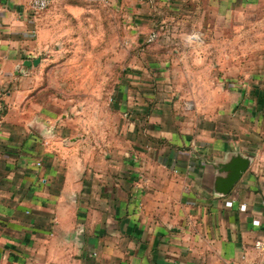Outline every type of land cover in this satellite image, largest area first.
Wrapping results in <instances>:
<instances>
[{
    "label": "crops",
    "instance_id": "obj_1",
    "mask_svg": "<svg viewBox=\"0 0 264 264\" xmlns=\"http://www.w3.org/2000/svg\"><path fill=\"white\" fill-rule=\"evenodd\" d=\"M106 1L114 10L128 4L129 18L159 15L166 33L185 41L161 46L160 56L141 47L143 56L130 60L111 102L112 139L97 152L83 134L61 136L55 96L41 102L40 68L42 52L81 48L104 28ZM144 27L133 35L147 34ZM189 34L209 35L205 59L206 40ZM39 57L38 66L23 67ZM212 63L240 88L208 87V105L150 106L153 82L170 81L171 67L179 65L185 82ZM79 116L66 122L70 131L90 128ZM236 156L250 164L222 195V166ZM257 240L264 0H54L35 15L29 0H0V264H264Z\"/></svg>",
    "mask_w": 264,
    "mask_h": 264
},
{
    "label": "rangeland",
    "instance_id": "obj_2",
    "mask_svg": "<svg viewBox=\"0 0 264 264\" xmlns=\"http://www.w3.org/2000/svg\"><path fill=\"white\" fill-rule=\"evenodd\" d=\"M156 5V3H154ZM125 5V6H123ZM121 7V8H120ZM118 10L105 3L104 28L99 32L91 35H86L87 40L81 48L68 49V50H50L42 52L46 64L40 68L41 74V89L42 92L41 102L47 100L49 95L55 96L54 100L58 104L59 111L62 110L64 118L59 117L58 124L64 122V126L59 127V131L62 128V137L71 135H85L90 140V145L98 152L99 145L102 147L103 143H107L112 139V124L117 121L115 113L113 112L112 101L115 99L114 91L122 84L123 87V72L129 65L130 60L133 57L140 59L144 52H140L141 47L147 48V51L152 53H158L160 56L165 48L161 46L174 45L176 43L185 41L182 36L166 33V24L163 23V19L160 16L153 18L150 16L138 20L125 16L124 12L127 10L128 4H122ZM151 8V7H150ZM139 21L141 25L138 24ZM144 27V32L147 34L133 35L131 28ZM130 29V31H129ZM153 35V40L149 41ZM208 34L204 36L189 34L188 39L201 43L206 40V46L201 48L200 53L205 59L210 52L206 47L208 43ZM139 37H145L143 42L139 43ZM224 40V35L221 38H217V41ZM156 47V48H153ZM218 58L221 51L218 50ZM45 53V54H44ZM175 53V51H171ZM135 54V55H134ZM173 68V74H171L170 81L158 84V95H156V86H152L154 89L153 98L150 106L155 105H181L192 106L197 102L200 104H209L211 87L216 90L220 86H224L227 89L240 88V82H225L221 78L225 74V70L222 65L208 66V71H202L203 74L198 73L197 70H193L198 76H191L189 80L181 79L180 68ZM241 68V67H240ZM205 69V68H202ZM239 69L238 66L233 67V73ZM38 72L35 70V73ZM209 73L214 75V78L208 82ZM241 73V69L239 70ZM203 78L204 81H201ZM120 80V81H119ZM122 81V82H121ZM209 85V86H208ZM206 91V92H205ZM187 94L183 97V94ZM162 94V95H160ZM192 94L201 95L197 98H193ZM235 94V101L237 99ZM222 96H217L216 101L222 100ZM81 113V114H80ZM79 115L88 121L90 128L87 130H71L66 122L68 120H79ZM61 120V121H60ZM72 138H65V141H69ZM102 139V143L100 140ZM105 139V142H104ZM106 148V147H105Z\"/></svg>",
    "mask_w": 264,
    "mask_h": 264
},
{
    "label": "water",
    "instance_id": "obj_3",
    "mask_svg": "<svg viewBox=\"0 0 264 264\" xmlns=\"http://www.w3.org/2000/svg\"><path fill=\"white\" fill-rule=\"evenodd\" d=\"M40 61V57L35 60H27L23 63V67H36ZM249 164V158L236 156L230 163L223 165L222 168L227 173V177L220 182L218 192L222 195H227L234 184L240 179L241 175L247 170Z\"/></svg>",
    "mask_w": 264,
    "mask_h": 264
},
{
    "label": "built area",
    "instance_id": "obj_4",
    "mask_svg": "<svg viewBox=\"0 0 264 264\" xmlns=\"http://www.w3.org/2000/svg\"><path fill=\"white\" fill-rule=\"evenodd\" d=\"M54 0H29V8L32 15L38 14L40 12L45 11L50 7V5L53 3ZM153 35L149 39V41L153 40ZM39 166V164H37ZM228 206L231 205V203H227ZM240 209H244V206L240 207ZM255 225L258 224V222H254ZM254 248L260 252L264 253V240H257L254 243Z\"/></svg>",
    "mask_w": 264,
    "mask_h": 264
}]
</instances>
